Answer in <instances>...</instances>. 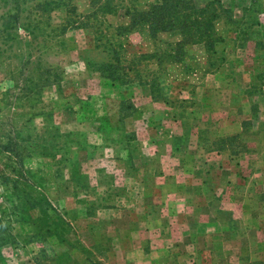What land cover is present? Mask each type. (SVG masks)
<instances>
[{"label":"rangeland","instance_id":"374dc122","mask_svg":"<svg viewBox=\"0 0 264 264\" xmlns=\"http://www.w3.org/2000/svg\"><path fill=\"white\" fill-rule=\"evenodd\" d=\"M23 1L27 10L48 0ZM55 1L40 24L30 10L22 14L36 24L34 33L45 31L29 46L28 19L17 25L16 41L0 40V172L10 178L6 184L0 179V264H72L76 253L89 260L91 244L101 256L107 231L125 227V210L134 211L138 205L132 200L144 192L134 182L137 174L130 166L139 148L137 136L147 137L155 128L159 133L170 130V113L183 116L212 84L221 88L220 100L206 96L198 104L220 102L224 117L236 118L240 130L217 136L210 121L215 117L208 114L199 120L189 118L186 125L207 148L227 153L223 163H240L241 176L253 181V200L264 201V184L256 188L264 182V0H219L231 18L220 12L214 19L222 37L215 52H207L201 43L175 45L180 37L171 33L151 39L138 27L130 32L123 29L129 21L127 10H141L142 4L154 0ZM208 1L213 0H195L200 5ZM113 7L117 11L108 13ZM210 9L218 11L216 6ZM6 10L9 5L0 2V14ZM71 21L80 28H72ZM27 53L34 62L41 57L43 65L59 70L61 81L24 90L17 76L19 60L6 56L18 54L25 60ZM93 69L113 71L120 80L107 91L105 80ZM148 83L154 102L144 95L133 100L128 88ZM202 84L205 90H194ZM120 85H127V90ZM119 94L123 96L120 111ZM132 100L143 108L142 118L121 121L120 115L132 109ZM187 129L177 124L178 133ZM7 144L14 149L8 150L11 158L1 150ZM18 160L21 164L11 167ZM154 174L143 171L141 178L149 184ZM247 207L264 211V204ZM261 242L264 257V236Z\"/></svg>","mask_w":264,"mask_h":264},{"label":"crops","instance_id":"0c3cea01","mask_svg":"<svg viewBox=\"0 0 264 264\" xmlns=\"http://www.w3.org/2000/svg\"><path fill=\"white\" fill-rule=\"evenodd\" d=\"M99 76L105 80L103 86L107 91L115 88L109 79ZM126 86L120 85V89L127 90ZM133 87L128 88L133 92V100L144 95L146 101L154 102L150 83ZM196 88L205 90L203 84L194 90ZM220 90L212 84L205 94L200 95L201 101L206 96L220 100ZM188 96L192 97V94ZM133 100L130 112L120 115L121 121L142 118L143 108ZM198 102L186 108L183 116H173L171 112L167 117L171 128L167 132L159 133L155 128L147 137L137 136L139 148L133 152L130 166L137 174L134 182L144 189L139 198L132 200L138 206L132 212L127 207V214L125 210L124 218L128 220L125 227L118 225L117 229L107 231L104 237L108 239L100 249L101 256L97 255L99 249H93L91 244L89 260L78 257L76 253L72 264H264L261 242L264 211L247 207L249 203L263 205L264 201L253 200L250 194L254 190L253 181L247 180L251 176H241L243 168L240 163H223L222 156L227 153L216 147L207 148L193 133L192 126L186 125L189 118L196 116L199 120L204 114H208L207 117L212 115L215 119L210 121L214 124L215 133L222 136L237 133L239 122L234 117H224L221 110L224 111L225 106L220 102L207 105H199ZM122 104L123 96L119 94V111ZM165 105L173 109L169 104ZM198 110L200 116L198 113L195 115ZM181 123L190 129L178 133L177 124ZM223 124H226L224 129ZM121 169L126 170L123 165ZM143 171L157 173L152 176L154 179L150 180L153 181L150 185L141 178ZM263 184L258 182L256 188ZM109 222L110 219L108 225L111 226ZM143 222L146 225H141Z\"/></svg>","mask_w":264,"mask_h":264},{"label":"trees","instance_id":"16d2710c","mask_svg":"<svg viewBox=\"0 0 264 264\" xmlns=\"http://www.w3.org/2000/svg\"><path fill=\"white\" fill-rule=\"evenodd\" d=\"M2 6L5 4L9 5V11L2 12L0 14V40L1 41H16L18 35L16 33L18 24H25V20L28 19L29 23L27 27L32 26L31 30L28 31L31 33L29 35V39L25 40L27 46L30 45V42L34 39H37L41 32L45 31L41 28L38 33H34L37 29L36 24L33 23L32 19L27 17H22V14L25 15L30 10L31 15L34 14L35 18H33L34 22L40 24V21L45 13L47 8L49 9V5H55V0L48 1H39L37 3H33L30 8L25 10L21 4L24 3L23 0H0ZM211 6V7H210ZM212 6H216L218 11L215 9H210ZM3 8V7H2ZM117 11V8L113 7L109 12ZM33 12V13H32ZM220 12H224L227 19H230V11L225 9L219 0L208 1L207 3L200 5L195 2V0H154L152 3H144L142 4L141 10H133V12L128 13L126 11L127 16H129V21L125 26H123L124 30L130 32L134 28L138 27L142 29L149 38H156L158 33H171L180 37L178 41L175 42V45H178L180 42L184 43L185 46L190 44H198L201 43L205 50L209 52L216 51L217 42L222 41V37H220L214 28V19L220 15ZM50 14V13H49ZM50 17V16H49ZM31 22V23H30ZM69 22V21H68ZM80 25V24H79ZM78 23H74L71 21L72 28H80ZM64 29H61L63 32ZM175 32V33H174ZM143 33V34H144ZM185 48V47H184ZM187 50V54H188ZM173 57V55H170ZM142 56H153V53L150 55H142ZM155 56V55H154ZM187 56V55H186ZM7 60L12 58L18 59L20 66L19 71L17 72V76L19 77L21 84L23 85V89L26 90L28 86L38 87L42 89L46 86H50L52 84H57V81H61V72L59 70L54 69V67L43 65L41 63V57H39L35 62L33 61V57L27 53V58L24 60L20 55L6 56ZM177 60V57L175 58ZM158 62V61H157ZM33 65L32 68H29L30 65ZM88 66L92 69L91 63H87ZM158 64V63H157ZM111 64H107V67H111ZM98 71L99 74L109 79L112 83L120 80L119 76L115 74L113 71H107L106 69H93ZM19 82H17L18 84ZM33 84V85H31ZM29 92V90H28ZM2 151L9 152L7 157L11 158L10 151L14 150L7 145H2ZM14 152V151H13ZM13 157H17V155H12ZM21 164L18 161H14L15 168ZM1 181L7 183L10 180L9 177H6V173L3 170L0 172Z\"/></svg>","mask_w":264,"mask_h":264}]
</instances>
